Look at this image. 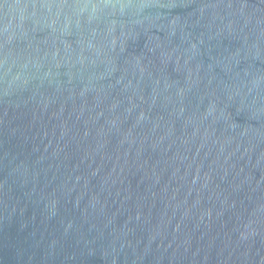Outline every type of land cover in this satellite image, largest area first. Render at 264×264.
Returning a JSON list of instances; mask_svg holds the SVG:
<instances>
[{"label":"water","instance_id":"water-1","mask_svg":"<svg viewBox=\"0 0 264 264\" xmlns=\"http://www.w3.org/2000/svg\"><path fill=\"white\" fill-rule=\"evenodd\" d=\"M0 264H264V0H0Z\"/></svg>","mask_w":264,"mask_h":264}]
</instances>
